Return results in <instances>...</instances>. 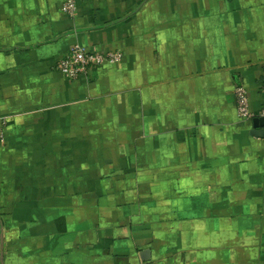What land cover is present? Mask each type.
I'll return each instance as SVG.
<instances>
[{
  "label": "crops",
  "instance_id": "crops-1",
  "mask_svg": "<svg viewBox=\"0 0 264 264\" xmlns=\"http://www.w3.org/2000/svg\"><path fill=\"white\" fill-rule=\"evenodd\" d=\"M64 1L0 0V264H264V0Z\"/></svg>",
  "mask_w": 264,
  "mask_h": 264
},
{
  "label": "built area",
  "instance_id": "built-area-1",
  "mask_svg": "<svg viewBox=\"0 0 264 264\" xmlns=\"http://www.w3.org/2000/svg\"><path fill=\"white\" fill-rule=\"evenodd\" d=\"M61 10L64 14L75 16L78 11L77 0H65ZM123 54L119 51L98 52L90 51L80 44H75L69 53L60 58L56 64V70L70 80H77L82 76H87L90 72L105 65H115L122 60ZM263 107L259 116L264 117V83L261 87ZM238 116L245 120H250L256 115L251 111L250 98L245 86H237L234 91ZM5 122L0 124V143L4 141Z\"/></svg>",
  "mask_w": 264,
  "mask_h": 264
},
{
  "label": "rangeland",
  "instance_id": "rangeland-1",
  "mask_svg": "<svg viewBox=\"0 0 264 264\" xmlns=\"http://www.w3.org/2000/svg\"><path fill=\"white\" fill-rule=\"evenodd\" d=\"M194 195V194H193ZM194 197V196H193ZM188 208H190V207H188ZM190 209H192V206H191V208ZM5 223H1V225L3 226V228L5 229H7V226H5L4 225ZM194 227H192L191 226V223H185V224H183L182 226H181V232H182V234H183V236L181 237V240H182V242L184 243V241L185 242H187L188 240H189V238H188V233L189 232H187V231H189V230H194L193 229ZM209 229V228H208ZM210 230V229H209ZM7 231H8V229H7ZM210 231H212L213 232V234H215L218 230H216L215 228H214V225H212V230H210ZM216 231V232H215ZM8 233V232H7ZM191 235H193V233H190ZM208 236L207 237H204V241L205 242H209V240L211 239V240H215L214 239V237L212 238H210L209 239V236L211 235V234H207ZM213 236V235H212ZM218 238V237H217ZM220 240H221V238H219ZM229 241V245L230 246H232V245H234V246H237V240H236V238H235V241L233 242V240H231V238L229 237V239H228ZM224 241H226V238H224ZM34 240H30V245H34ZM156 244H160L161 246L163 245V240H162V238H157V240L155 241V245ZM151 245H153V244H151ZM154 247V246H153ZM32 249V252H30V253H28L27 255H28V257L29 258H31L32 260H33V258L35 259V252L33 251L34 249H33V247L31 248ZM11 251V253H12V255H10V258H8V256H7V260H11L12 262H11V264H18V257H19V255L18 254H20V253H17V249L15 250V252H13L12 250H10ZM238 254L237 253H235V256H237ZM237 258L238 257H234V260H237ZM42 260H43V258H42ZM156 261H158V262H161V258L159 257V255H157V258H156ZM157 262V263H158Z\"/></svg>",
  "mask_w": 264,
  "mask_h": 264
},
{
  "label": "water",
  "instance_id": "water-1",
  "mask_svg": "<svg viewBox=\"0 0 264 264\" xmlns=\"http://www.w3.org/2000/svg\"><path fill=\"white\" fill-rule=\"evenodd\" d=\"M253 129L251 134L259 137H264V117H255L253 120ZM141 258L143 261L150 259V251L144 250L141 253Z\"/></svg>",
  "mask_w": 264,
  "mask_h": 264
}]
</instances>
